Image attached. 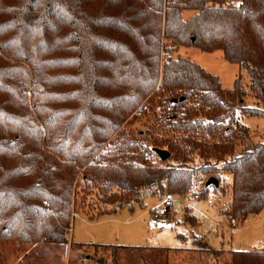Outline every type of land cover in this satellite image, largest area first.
Masks as SVG:
<instances>
[{
    "label": "trees",
    "instance_id": "1",
    "mask_svg": "<svg viewBox=\"0 0 264 264\" xmlns=\"http://www.w3.org/2000/svg\"><path fill=\"white\" fill-rule=\"evenodd\" d=\"M225 1L0 0V241L67 243L74 183L114 204L98 213L108 214L145 196L185 195L197 180L201 199L210 177L223 190L230 174L223 214L238 224L264 209V141L236 151L244 130L237 113L264 109L246 105L238 78L226 89L188 57L160 63L162 36L168 50L219 49L264 102V0ZM184 10L192 11L186 19ZM148 107L177 112L157 120L172 137L149 144L144 131L129 138L119 128ZM107 140L118 155L98 151ZM140 145L169 155L139 163L124 154ZM192 243L212 251L202 236ZM229 253L231 264H264V250Z\"/></svg>",
    "mask_w": 264,
    "mask_h": 264
},
{
    "label": "rangeland",
    "instance_id": "2",
    "mask_svg": "<svg viewBox=\"0 0 264 264\" xmlns=\"http://www.w3.org/2000/svg\"><path fill=\"white\" fill-rule=\"evenodd\" d=\"M228 2L229 6H237L239 3L235 0ZM186 13L187 11L183 15ZM161 43H163L161 64L168 57L187 56L208 72L218 75L222 87L226 89L231 88L234 80L238 78L245 92L243 98L246 105L264 109V102L257 100L249 89V76L246 70L238 63L225 60L221 50L205 52L196 47L177 45L168 50L170 40L163 36ZM155 111L153 113L149 107L143 111H136L119 128H122L129 138H134L139 132L144 131V135L147 133L144 139L149 144L155 138L172 137L173 132L157 120H161L166 113L175 117L177 112L175 110L161 112L163 110L159 107ZM237 118L244 126V130L241 133L243 139L237 141L236 151L239 152L247 144L264 141V116L237 113ZM114 143L107 140L98 151L108 152L112 150L110 148ZM140 150L146 149L140 145L124 151V154L133 156L139 163L161 161L157 154H152L149 158L137 155L136 152ZM112 153L118 155L119 151L112 150ZM220 184L223 190H216L213 185H209L206 196L201 199L196 195L202 190L203 181L197 180L192 190L185 195L145 196L142 199L143 205L135 202L132 206L118 208L115 212L108 213V216L91 222L92 224H87L85 218L80 216H76L72 221L68 238L71 235L78 242L88 239L87 243H98L97 238H100L107 242L99 243L121 247L78 249L76 246H69L68 242L43 245L0 241V264H87L84 258L88 253H91L93 258L91 264H231L229 252L232 250H264V209L248 215L236 224L237 220L233 221L223 214L231 197V175L226 174L220 180ZM74 186L76 202L72 205V213L84 211L94 215L107 212L114 207V204L102 200L104 196L99 194L97 189L82 192L81 185L74 183ZM166 198L172 201L168 212L154 216L152 210L160 207ZM44 203L46 204V201ZM186 213L195 216L196 223L186 220ZM193 236H202L207 243L206 248L210 247L212 251L222 249L221 253L215 254L212 251L206 253L197 248L192 243ZM43 246L48 248L41 251ZM77 251L83 253L77 254Z\"/></svg>",
    "mask_w": 264,
    "mask_h": 264
},
{
    "label": "crops",
    "instance_id": "3",
    "mask_svg": "<svg viewBox=\"0 0 264 264\" xmlns=\"http://www.w3.org/2000/svg\"><path fill=\"white\" fill-rule=\"evenodd\" d=\"M237 1V3L238 2H240V0H235V2ZM226 2V4L227 5H230V3L228 2V0H226L225 1ZM239 4V3H238ZM185 11H187V13L185 14V15H183V17H184V19H186L187 17H189L190 16V14H191V12L192 11H190V10H184L182 13L184 14V12ZM185 57H187V56H185ZM223 57V56H222ZM189 58V57H188ZM195 62V61H194ZM152 212H153V215L154 216H157V215H155V212H154V210H152ZM76 216H80V217H84L85 218V222L87 223V224H92L91 222H93V221H95V220H97V219H99L100 217H102V216H108V214H87L86 212H84V211H74V213H72V219H71V228H70V232H71V229H72V221L74 220V218L76 217ZM83 218V219H84ZM231 220H233V219H231ZM234 221V220H233ZM230 222V221H229ZM87 241H88V239H82V240H80V242H78V241H75L74 240V237H72L71 235L69 236V238H68V243H69V246H76L78 249L79 248H85V247H93V248H105V247H113V246H118V247H121V246H119V245H114V244H106V243H99V242H107V241H105L104 239H100V238H97V242L98 243H95V242H89V243H87ZM67 243V244H68ZM37 244H43V245H45V243L44 242H38ZM66 244V243H65ZM76 247H74V248H76ZM48 247H46V246H43L42 248H41V251L43 250H46ZM77 254H81V253H83V252H81V251H77L76 252ZM80 256V255H79ZM84 259H86V263L87 264H91V263H93V258L91 257V253H88L87 255H86V258H84ZM103 260V259H102ZM102 260H101V262H102Z\"/></svg>",
    "mask_w": 264,
    "mask_h": 264
},
{
    "label": "built area",
    "instance_id": "4",
    "mask_svg": "<svg viewBox=\"0 0 264 264\" xmlns=\"http://www.w3.org/2000/svg\"><path fill=\"white\" fill-rule=\"evenodd\" d=\"M171 118L172 117L169 113H166L162 116V119H171ZM136 154L141 157H146V158H149L152 155L146 150L137 151ZM171 205H172V201L169 198H166L160 207L154 209L155 215L159 216V215L166 214Z\"/></svg>",
    "mask_w": 264,
    "mask_h": 264
},
{
    "label": "water",
    "instance_id": "5",
    "mask_svg": "<svg viewBox=\"0 0 264 264\" xmlns=\"http://www.w3.org/2000/svg\"><path fill=\"white\" fill-rule=\"evenodd\" d=\"M181 100L183 98H180ZM176 99H173V102H175ZM155 153L158 155V157L162 160L166 159L169 155V152L167 150H164V149H155L154 150ZM206 186H209V185H214V186H217L218 185V180L214 177H210L206 183H205Z\"/></svg>",
    "mask_w": 264,
    "mask_h": 264
}]
</instances>
